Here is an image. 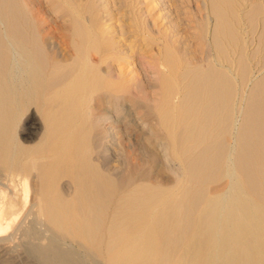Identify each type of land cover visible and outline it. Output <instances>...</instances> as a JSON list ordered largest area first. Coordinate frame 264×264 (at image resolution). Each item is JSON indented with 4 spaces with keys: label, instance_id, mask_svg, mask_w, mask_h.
<instances>
[{
    "label": "bare ground",
    "instance_id": "6f19581e",
    "mask_svg": "<svg viewBox=\"0 0 264 264\" xmlns=\"http://www.w3.org/2000/svg\"><path fill=\"white\" fill-rule=\"evenodd\" d=\"M33 1L0 0V175L25 195L36 179L13 233L48 240L28 251L81 264L69 239L91 264H264V59L234 25L262 13L264 45V0Z\"/></svg>",
    "mask_w": 264,
    "mask_h": 264
},
{
    "label": "rangeland",
    "instance_id": "374dc122",
    "mask_svg": "<svg viewBox=\"0 0 264 264\" xmlns=\"http://www.w3.org/2000/svg\"><path fill=\"white\" fill-rule=\"evenodd\" d=\"M37 1H39V0H37ZM37 1L34 0L33 4H35V5L38 4L37 5L38 7L39 6L43 7V4H44V8H43L44 12L46 11L45 13H46V15H48L49 10H47V9H49V6H48V4L43 3L46 1L40 0L42 4L40 3V1L37 3ZM250 1H252V0H250ZM250 1L249 0H247V1L243 0V2H245V5L243 3L244 9L248 8L251 5ZM171 2L173 5L177 3L176 1H171ZM253 16L241 17L242 19L239 18L238 20H235L234 25H235V29H237L236 31H239L240 35H238V37L241 39L240 40L241 43L238 41V43L235 46L237 48H240V47L242 49L244 48V50H245L244 53L246 54L245 56L247 57L248 60H250V59L252 60V63L254 66V65H256V63H258L256 61H259L261 58L264 59V56L262 54H260V52L259 53L256 52L255 48L263 47L264 45H263V43H260L259 38H258L259 37V31H261V29H262V27L259 26V24H258V22H261V20H259V19H262V18H260V17H262V13L255 14ZM257 18L259 21L257 20ZM251 19H252V21H251ZM48 20H49L48 25L49 26L53 25L54 22H52V20L49 18V16H48ZM166 20L168 21V18H166ZM254 20H255V23L257 25H255ZM250 23H251V25H250ZM242 27H244V29H242ZM254 30H255V33H254ZM241 31H243V32L241 33ZM251 37H253V40ZM244 43H245V45H244ZM227 44L228 43L226 41L225 47H228ZM239 45H240V47H239ZM261 55H262V57H260ZM235 56H236V54H235ZM224 64H226V63H224ZM33 113H34L33 109H32V107H30L25 112L20 110L18 112V115H17L18 117L16 119V124L14 126L15 127L14 130H15V134H16L17 138L19 139V142H21V144L24 146L33 145V143H35L37 141V138H38L39 131H38L37 127H39V121H38L36 115ZM32 128H33V131H32ZM166 175L167 176L163 178L164 181H171L173 178V174L170 172H167ZM171 175H172V177H171ZM21 180H22L21 175L19 176V174H16L12 177H10V176L8 177L7 175H4V174L0 175V190H1V192H0V204H2V203H4V205L6 204L5 207H6V210L9 214L6 212L5 217L13 215L8 220L9 222H8V225L6 228H5L4 217L0 219V222L4 228L3 231H0V237H5V236L11 237L12 236L11 238L9 237V239L8 238L1 239V241H0V264H42V262L39 260V258L35 254L28 251V248H27L28 247V241L30 240V241L38 243L40 245H45L46 242H48L47 238H45L42 235L35 237L36 239L35 238L28 239V238H26L27 236L26 237H25V235L23 236L20 233V231H17L18 233L15 232V234L13 233L14 232L13 230L16 226V223L19 222L21 215L25 212L24 210H26L28 208V206L30 204L29 202H31V199L34 197V195H35L34 191H35V188L37 185L36 179L30 176L28 179V189H29L28 194L25 195L23 192V184H21ZM63 182L64 181H62V184H63ZM31 183H33V184L31 185ZM13 194H15L16 197L13 198L12 197ZM2 196H3V198H2ZM10 203H12V205H11L12 207L8 206V205H10ZM12 210H13V212H12ZM11 212H12V214H11ZM30 218H31V216L29 217V219ZM29 219H27L26 224L28 226L30 225L29 227L31 229H33V231L35 230L36 232L37 231L41 232L43 226L40 225L36 221L28 222ZM11 232H12V234H11ZM57 241L59 243H62V244H60V246L62 248H65V246H66V248L72 249L76 253V256L80 260L81 264H91L92 257L86 251L81 249L79 247V245L77 244V242H75L73 240L71 241L69 239H67L65 241H62V239L61 240L57 239Z\"/></svg>",
    "mask_w": 264,
    "mask_h": 264
}]
</instances>
